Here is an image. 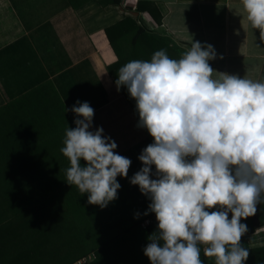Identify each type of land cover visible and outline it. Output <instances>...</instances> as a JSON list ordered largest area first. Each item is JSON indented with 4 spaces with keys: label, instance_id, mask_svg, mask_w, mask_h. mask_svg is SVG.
I'll list each match as a JSON object with an SVG mask.
<instances>
[{
    "label": "clouds",
    "instance_id": "clouds-1",
    "mask_svg": "<svg viewBox=\"0 0 264 264\" xmlns=\"http://www.w3.org/2000/svg\"><path fill=\"white\" fill-rule=\"evenodd\" d=\"M241 4L264 41V0ZM214 59L212 45L192 40L179 59L160 49L117 71V89L127 88L138 127L154 138L130 179L151 201L144 215L155 213L158 222L143 250L150 264H203L201 246L215 264H245L249 257L241 219L264 203V80L216 72L209 64ZM70 111L76 127L65 129L60 149L69 162L66 182L105 208L118 198L117 177L127 178L132 162L115 152L102 127L90 130L88 102L78 100Z\"/></svg>",
    "mask_w": 264,
    "mask_h": 264
},
{
    "label": "trees",
    "instance_id": "trees-1",
    "mask_svg": "<svg viewBox=\"0 0 264 264\" xmlns=\"http://www.w3.org/2000/svg\"><path fill=\"white\" fill-rule=\"evenodd\" d=\"M99 1L107 7L119 6L126 14L106 28L117 56L108 65L114 81L118 79V69L131 60H150L160 49L179 59L186 51L143 24L138 18L147 9L142 0L135 6L126 0ZM120 91L123 98L114 109L127 106L135 122L139 121L136 101L126 87H120ZM65 109V102L49 81L0 105V264H72L90 253L95 258L89 264H150L143 250L158 224L141 227V222L155 213L144 215L151 201L130 179L143 167L138 157L154 138L138 124L136 128L129 124L135 138L123 144L111 134H103L114 139L115 152L132 163L127 178L117 177L121 185L118 198L101 208L89 204L87 193L81 195L76 186L66 182L69 162L60 149L65 129L76 125ZM113 118L123 126L122 119ZM102 122L93 117L90 130L101 127ZM155 172L153 166V179L157 178ZM241 223L248 228L241 237V244L249 251L245 264H264V245H251L264 241V203L257 204L256 214L242 218ZM203 247V264H215L214 257L204 255Z\"/></svg>",
    "mask_w": 264,
    "mask_h": 264
},
{
    "label": "crops",
    "instance_id": "crops-1",
    "mask_svg": "<svg viewBox=\"0 0 264 264\" xmlns=\"http://www.w3.org/2000/svg\"><path fill=\"white\" fill-rule=\"evenodd\" d=\"M137 1L126 3L135 6ZM142 4L147 8L138 14L143 24L184 50L192 40L212 45L216 59L209 64L216 72L264 80V41L247 20L241 0ZM107 6L99 0H0V105L49 81L69 111L78 100L88 102L95 118L105 123L119 118L121 129L136 128L139 121L126 105L114 109L123 95L108 69L117 56L106 28L126 14L119 6Z\"/></svg>",
    "mask_w": 264,
    "mask_h": 264
},
{
    "label": "rangeland",
    "instance_id": "rangeland-1",
    "mask_svg": "<svg viewBox=\"0 0 264 264\" xmlns=\"http://www.w3.org/2000/svg\"><path fill=\"white\" fill-rule=\"evenodd\" d=\"M123 113V111H122ZM123 116H125V113L123 114ZM104 119V117H103ZM106 123L105 121L102 122V126L103 127V134L105 135H109L111 134V136L120 144H123V143H126L127 141H129L132 137H134V135L132 134L131 131H129V129L126 127V128H120L117 126V123L112 120V118L110 119H106ZM92 131H95L92 130ZM135 138V137H134ZM113 139V140H114ZM127 140V141H126ZM132 140V139H131ZM133 141V140H132ZM252 246H259V245H264V241H261V242H258V243H253L251 244ZM53 245H50V250L52 251Z\"/></svg>",
    "mask_w": 264,
    "mask_h": 264
},
{
    "label": "built area",
    "instance_id": "built-area-1",
    "mask_svg": "<svg viewBox=\"0 0 264 264\" xmlns=\"http://www.w3.org/2000/svg\"><path fill=\"white\" fill-rule=\"evenodd\" d=\"M153 223H157L158 224L155 214L153 216H150V217L146 218L145 220H143L141 222V227L146 229L149 225H151ZM94 258H95V254L94 253H90V254H88V255L76 260L72 264H89Z\"/></svg>",
    "mask_w": 264,
    "mask_h": 264
}]
</instances>
